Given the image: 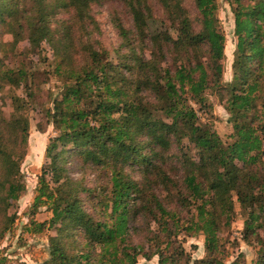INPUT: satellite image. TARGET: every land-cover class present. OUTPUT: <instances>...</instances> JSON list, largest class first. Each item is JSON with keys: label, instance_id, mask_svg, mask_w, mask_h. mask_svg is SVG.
Segmentation results:
<instances>
[{"label": "trees", "instance_id": "obj_1", "mask_svg": "<svg viewBox=\"0 0 264 264\" xmlns=\"http://www.w3.org/2000/svg\"><path fill=\"white\" fill-rule=\"evenodd\" d=\"M105 1L0 0V91L8 85L28 96L12 94L9 114L0 98V239L26 190L20 167L32 103L37 129L44 118L54 129L31 205L32 213L50 212L30 222L32 232L52 230L38 264H135L140 254L151 257V242L159 264H216L236 205L255 264H264V0H229L235 46L227 81L216 0H191L195 17L185 0H119L131 23L109 13L112 52L88 33L98 27L93 8ZM60 11L69 15L52 27ZM41 64L61 81L47 101L39 96L49 72ZM207 89L226 97L225 138L197 113L210 108ZM179 231L201 234L208 258H184L172 240Z\"/></svg>", "mask_w": 264, "mask_h": 264}, {"label": "rangeland", "instance_id": "obj_2", "mask_svg": "<svg viewBox=\"0 0 264 264\" xmlns=\"http://www.w3.org/2000/svg\"><path fill=\"white\" fill-rule=\"evenodd\" d=\"M218 9L217 16L219 19V26L226 37L225 44V63L223 80L227 81L231 79V71L227 68L229 64L232 53L234 50V40L233 37V13L229 4V0H216ZM185 5L191 12L192 17H195L196 9L194 8L191 0H185ZM93 16L98 22V27L89 26L88 33L95 43L98 44L100 48L108 50L110 52L118 44V38L115 34L114 28L111 26L109 21V13L116 12L121 18L125 26H130L131 18L127 12L126 7L119 0H108L93 8ZM156 16L161 15V7L155 4ZM66 11H60L56 17L52 20V27L56 26L57 21L65 20L68 17ZM58 28V27H55ZM26 45V41L23 40L18 44V50H21ZM49 60L52 58L51 51L49 47L45 45V51L43 52ZM30 55L29 58L30 59ZM25 61L29 63V60ZM12 62L9 64L11 65ZM44 66L48 70L47 77H44V83L42 87L43 91L39 92V96L42 100L47 101L49 94H53L59 90L61 81L59 77L52 72L53 66L41 64L40 68ZM48 90V92H47ZM19 95L27 99V91L22 88L11 90L8 85L0 91V98L4 102L2 108L6 114H9L13 108L11 105V95ZM207 102L210 104V108H207L205 112L199 110L197 113L202 118H207L212 122L213 128L217 133L225 138L231 131V125L227 121L228 113L225 109L226 97H222L219 93L212 89H207L205 91ZM39 107H34L31 103L26 109V114L29 120V135L26 155L21 161V176L25 184L26 190L24 194L15 203L12 211L15 212V219L11 228V231L5 234V236L0 239V258L5 257L4 264H38L46 256H48V236L52 234V230L45 229L42 232H32L30 229V222L33 220L35 222H45L48 220L50 212L46 209V206H40L34 213L31 212V205L33 202L35 187L37 185V179L41 172L42 166L47 162L46 157V147L49 138L54 135L53 127L47 123L46 118L42 123V129H37L36 121H38ZM262 114V120L264 121V107L260 108ZM194 155V152H190ZM73 174L76 175L75 171ZM93 172H88L86 174V179L92 181L94 178ZM164 194V193H163ZM178 206L177 204H174ZM172 205V208H174ZM178 207H176L177 209ZM180 208V207H179ZM236 215L231 219L229 227L225 228L223 231V236L229 240L225 244V253L218 256L220 261L216 264H230L238 255L242 254L245 259V264H255L257 258V253L255 247L252 246L254 238H249L247 241L243 238V227L245 217L239 212L238 205L235 206ZM185 213L184 209L182 210ZM262 237H264V230H259ZM172 240L179 244L183 250V255L185 257H191L192 259L208 258V254L204 248V240L201 234L190 235L184 231H179L176 236L172 237ZM162 248H165V243L162 244ZM145 251L149 254V258L138 255L135 264H159L158 254H152L155 252L154 243L151 242V247L147 245ZM171 247L165 249V253H170ZM151 254V255H150ZM184 261H182L183 264ZM184 264H191L184 263Z\"/></svg>", "mask_w": 264, "mask_h": 264}]
</instances>
